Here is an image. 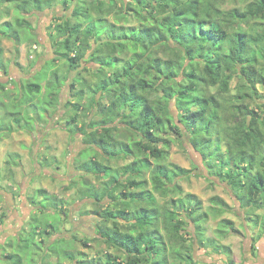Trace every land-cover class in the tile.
Returning <instances> with one entry per match:
<instances>
[{"label": "trees", "instance_id": "1", "mask_svg": "<svg viewBox=\"0 0 264 264\" xmlns=\"http://www.w3.org/2000/svg\"><path fill=\"white\" fill-rule=\"evenodd\" d=\"M26 1H19L17 5V0H0V7H5L1 16H10L9 6L15 12L17 7L26 9L25 16L16 18L14 24L16 13L11 20L0 23L7 25L9 31L4 38L17 46V54L23 42L22 33L35 35L26 16L52 8L54 2L48 0L51 4L43 7L44 0H35L29 7L31 4ZM58 1L67 9L69 0ZM74 1L71 17H82L83 22L67 17L52 28L58 58L66 60L69 71L60 69L56 60L47 63V77L51 79L46 83L45 104L47 113L57 110L64 79L71 69L80 68L84 59L87 65L97 66L86 67L74 77L75 88L81 74L99 71L98 85H89L87 80L82 82L84 87L76 94L79 104L73 106L77 113L70 118V123H78L84 98L94 96L100 120L86 122L76 133H80L84 144L90 138L91 147L96 149L94 159L81 164L83 176L95 175L102 186L99 190L105 191L104 194L96 192L95 200L98 203L116 201L117 207L111 208L105 218L101 213L104 209L97 213V226L103 235H95L96 239L120 253L108 258L107 264H199L193 256L194 237L202 247L211 246L217 253L228 254L229 248L216 245L213 238L206 236L203 227L210 215L224 214L228 204L215 196L210 199L208 209L202 210V202L193 194L170 196L172 191L183 192L180 184L172 188L173 179H186L191 172L160 161L169 156L172 144L169 130L178 132L180 138L187 135L191 147L207 162L204 168L211 177L227 181L243 209L256 212L264 208V112L261 114L255 107H262L258 101L264 98L257 89V86L264 88V0H250V3L244 0L248 3L246 9L233 7L226 11L216 6L222 0ZM133 18L138 22L134 23ZM88 19L94 21L90 23ZM84 27L86 30L82 33ZM153 49L160 51L147 55ZM4 52L0 46V69L5 70ZM232 82H236L234 88ZM8 85L0 82L3 91L0 94L7 98ZM43 89L39 83L29 84L27 91L20 90L21 96H15L13 102L20 108L32 104L35 100L32 98L22 104L24 96L41 94ZM172 102L176 104V116L170 110ZM12 120L16 127L6 130L10 134L17 128L32 130L22 110ZM102 125L109 130L122 127L138 138L129 142L114 136L106 139L98 134ZM105 140L120 150L108 155V161L98 163L99 143ZM129 157H133L129 164L112 167L111 161ZM120 168L126 172L118 173ZM145 171L151 174V189L144 178L137 180ZM40 192L46 195L45 190ZM139 195L146 196L142 208L132 204L138 202ZM169 203L172 210L166 214L154 206L164 207ZM55 210L61 218L62 211ZM109 223L112 227H104ZM190 223L194 226L193 241L186 238L192 236L188 231ZM222 223L215 231L219 236L239 233L231 220ZM46 227L42 229L39 223L34 224L29 237L18 241V251L3 257L13 264H23L21 253L25 249H29L26 254L35 247L40 250L35 241L38 236L42 241L43 236L51 235V230L57 233L53 224ZM63 239L66 237L49 245L48 251L54 252V244Z\"/></svg>", "mask_w": 264, "mask_h": 264}, {"label": "rangeland", "instance_id": "2", "mask_svg": "<svg viewBox=\"0 0 264 264\" xmlns=\"http://www.w3.org/2000/svg\"><path fill=\"white\" fill-rule=\"evenodd\" d=\"M19 1L24 2V0H17L15 4L18 5ZM47 1H43V7L51 4ZM52 1H54L52 8L50 6L40 13L33 12L26 16L35 29V35L31 36L29 32L22 33L23 42L19 54L16 53L17 46L9 39L4 38L6 32L9 31L6 29L7 25L0 24V46L5 51L2 60L6 64L5 70L0 69V78L2 83L9 84L7 86L9 98L0 94V131L2 132L0 133V264H13L3 256L17 252L18 241L29 237L33 231V225L37 223L42 229L43 227L47 229V224H53L57 233L51 230V235L43 236L42 241L38 236L35 241L40 250L35 247L30 254L22 255L23 264H107L108 258L118 256L120 253L104 241L96 239L95 235H103L101 228L97 226L99 216L97 213L100 209H104V212L101 211V213L105 218L110 210L117 207L116 201L109 202L108 200L98 203L95 200L96 192L97 194H104L105 191L99 190L102 186L95 175L83 176L81 164L94 159L96 149L91 147L92 140L90 138L87 141L88 144H84L80 133H76V130L86 122L96 123L100 120V116L97 117L94 96L87 95L84 98L85 105L80 109L78 123H70V118L77 113L73 106L79 104L76 94L79 95L80 90L83 89L82 82L87 80L89 85H98L99 71L96 73L89 70L81 74L78 77L79 83L74 88L72 85L74 77L82 69L86 67L97 68V66L94 64L87 65V59H84L80 68L71 69L67 79H64L61 101L57 110L54 113L50 111L47 113V105L45 104L48 99L46 83L47 80L51 79L47 77L49 74L47 63L56 60L60 69L65 70V72L69 69L66 60L58 58L60 54L57 53L54 46L51 35L54 34L52 28L57 22H63L67 17H71L75 3L74 0H69L67 9H65L58 4L60 3L58 0ZM28 2L31 4L29 7H31L35 0H28ZM221 2L226 4L228 0ZM232 2L236 3L239 0H232ZM9 7L10 16L5 19L6 15H0V23L11 20L15 13L17 17L13 19V24L16 18L22 14L25 16L26 9L21 10L20 7H17V12H15L13 6ZM4 8L0 7V14ZM75 20L80 23L83 22L82 17L73 18V21ZM87 21L92 23L94 20L88 19ZM101 22L104 23L103 20ZM85 28L81 30L82 33L85 32ZM27 36L30 37L27 39ZM34 46H37L38 49L35 50ZM43 62H46L45 69L41 65ZM11 67H13L12 71L9 70ZM36 83L45 88L41 94L27 93L24 96L25 100L21 97L22 104L28 102L29 98L35 99L32 104L22 105L20 108L17 102H13L15 96H21L20 90L26 92L29 84ZM235 86L236 82H232V88ZM257 89L264 96V88L257 86ZM2 92L0 89V93ZM97 96V98H101L99 94ZM103 100L106 101V98ZM70 103L73 104L69 105ZM258 103L263 106L255 107L260 110V113L264 112V98L260 99ZM19 110H22V115L23 112L25 113L27 123L31 125L32 130L29 131L28 127L27 129L17 128L10 134L6 130L11 126L16 127L12 118ZM170 110L174 116L178 115L174 102H172ZM102 127L98 134L106 139L114 136L118 140L129 142L138 138L131 136L122 127L117 130H109L104 125ZM169 134L168 137L172 139L169 156L175 157L169 161V164L177 165L191 172L188 178L182 177L185 184H180L183 191L180 194L197 196L203 204L202 210L208 209L211 205L210 199L215 196L221 198L229 207L221 216L210 215L203 225L206 236L213 238L216 245L221 244L226 249L229 248L228 254L217 253L211 246L204 248L194 237V259L199 264H264V208L256 212L243 209L227 181L211 177L204 168L207 162L205 163L202 157L191 147L190 138L187 135L180 138L178 132L174 130H169ZM99 144L98 163L108 161V155L110 156L120 150V147H111L106 140ZM223 148L226 147L223 146ZM132 161L133 157H129L124 160L111 161V165L113 168H119ZM150 161L154 162V159L151 158ZM125 170L120 168L118 173H124ZM112 173L117 174L115 171ZM117 178L119 179V176ZM140 178L147 180L148 189H151L150 172L145 171L139 178L137 176V180ZM72 183L75 186L72 187ZM95 186L96 189H94ZM70 187L72 188L70 189ZM72 189L76 190L73 192ZM40 190H45L46 195L41 194L43 192ZM118 195L119 193L116 194V197ZM113 196L111 195V197ZM140 196L137 197L138 202L132 203L133 206L143 207V198L146 196ZM170 196L173 195L170 194ZM118 198L117 201L124 197H120L119 200ZM39 200L43 201L40 202ZM39 202L41 204H38ZM39 206H41V210ZM43 207L44 209H42ZM55 209L62 211L61 218L58 217L57 212L55 213ZM223 220H231L239 233L223 237L216 234L217 228L224 225ZM255 222L258 224L255 225ZM102 223L101 221L99 224ZM109 226L112 227L111 223L104 225V227ZM188 231L192 236L188 235L186 238L193 241L194 226L192 223H190ZM13 236L15 240L11 239ZM63 237L66 239L54 244V252H49L47 247ZM85 242L88 244L85 245ZM46 251L48 254L46 253L45 256ZM77 260L80 262L77 263Z\"/></svg>", "mask_w": 264, "mask_h": 264}, {"label": "clouds", "instance_id": "3", "mask_svg": "<svg viewBox=\"0 0 264 264\" xmlns=\"http://www.w3.org/2000/svg\"><path fill=\"white\" fill-rule=\"evenodd\" d=\"M248 2L250 3V0H248ZM216 6L222 8V9H224L226 11V10H228L230 8H233V7H239V8H242V9H246L248 7V3H245L244 0H239V2H236V3H233L232 0H228V3H226V4L217 3ZM165 15H167V13H165ZM157 17H159V14H157ZM5 19H7V17H5ZM133 22L136 23L138 21H136V19L133 18ZM159 51H160L159 49H153L147 55H152L153 53H157ZM73 55H75V53H73ZM166 130L167 129L165 128L164 131H166ZM181 131H182V135H183L184 134L183 133V129ZM174 158L175 157H173V156H168L166 159L161 160L160 162L161 163H165V164H169V161H172ZM169 166L171 167L170 164H169ZM173 171H175V169H173ZM179 184H185V180L183 178L173 179L172 188L175 189V186L179 185ZM75 190L76 189H72L73 192ZM171 195L176 196V197H180L181 194L178 191H172ZM154 206L155 207H160L161 211L163 213H165V214L167 213V211L172 210V206H171L170 203L168 205L164 206V207H162L160 204H157V205H154ZM11 239L15 240V237L13 236V237H11ZM26 253H29V249H25V252H22L21 255H25Z\"/></svg>", "mask_w": 264, "mask_h": 264}, {"label": "crops", "instance_id": "4", "mask_svg": "<svg viewBox=\"0 0 264 264\" xmlns=\"http://www.w3.org/2000/svg\"><path fill=\"white\" fill-rule=\"evenodd\" d=\"M58 4L61 5L63 8H65V5H64V4H60V3H58ZM45 63H46V62H43V63L41 64L42 67L46 66ZM12 69H13V67H11L9 70L12 71ZM43 69H45V67H44ZM18 74H19V76H20V72H19ZM7 81H8V80H7ZM12 81H14V80H12ZM0 82H1V83L3 82L1 78H0ZM3 84H5V83H3ZM0 133H2V132L0 131ZM39 201H40V200H39Z\"/></svg>", "mask_w": 264, "mask_h": 264}, {"label": "built area", "instance_id": "5", "mask_svg": "<svg viewBox=\"0 0 264 264\" xmlns=\"http://www.w3.org/2000/svg\"><path fill=\"white\" fill-rule=\"evenodd\" d=\"M34 49H35V50H37V47H36V46H34Z\"/></svg>", "mask_w": 264, "mask_h": 264}, {"label": "flooded vegetation", "instance_id": "6", "mask_svg": "<svg viewBox=\"0 0 264 264\" xmlns=\"http://www.w3.org/2000/svg\"><path fill=\"white\" fill-rule=\"evenodd\" d=\"M34 28V27H33ZM37 47V46H36ZM37 49H38V47H37Z\"/></svg>", "mask_w": 264, "mask_h": 264}]
</instances>
